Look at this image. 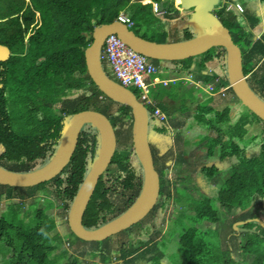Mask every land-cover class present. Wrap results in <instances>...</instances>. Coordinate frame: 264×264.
Listing matches in <instances>:
<instances>
[{
  "label": "trees",
  "instance_id": "1",
  "mask_svg": "<svg viewBox=\"0 0 264 264\" xmlns=\"http://www.w3.org/2000/svg\"><path fill=\"white\" fill-rule=\"evenodd\" d=\"M145 1L146 4L143 0H0V44L11 49V57L0 61V164L26 172L47 163L61 142L67 118L79 111L102 112L115 129L116 152L84 215L83 222L88 228L114 219L133 204L143 186V172L134 148L132 108L110 98L95 83L88 71L86 49L94 40L96 27L117 20L126 7L135 22L132 28L138 34L155 41H168L170 33L161 31L170 22H164L154 13L153 2H164ZM240 2L244 4L248 0ZM177 4L181 10H187L181 0ZM221 5L215 12L242 48L245 74L264 99V29L257 39L252 38V30L259 28L264 17L251 8L241 13L228 8L229 4ZM144 24L150 31L158 27V36L152 38L143 32ZM182 25V39L193 37L184 20ZM151 61L160 65L159 59ZM173 62L180 71L187 69L198 79H217L214 92L227 87V93L235 95L224 47L214 46L202 54ZM105 69L112 77L113 69ZM209 72L213 78L207 75ZM11 80L14 86L9 85ZM133 91L139 94L138 89ZM192 97L191 102L184 99L179 117L155 123L154 130L164 134L170 127H182L189 117H194L214 132V136L204 135L208 140L203 147L208 158L218 160L206 161L200 174L217 185L215 196L197 199L187 189L176 187V200L187 209L179 211L175 219L182 228L170 232L178 245L174 250L168 252L165 241L144 249L149 241L143 238L131 240L127 245L124 238L128 230L102 241L84 240L71 230L67 234L70 244H79L75 250L82 257L98 256L99 262L94 264L113 262L115 252L127 264H138L139 260L165 264L162 258L166 255V264H264V119L248 110L229 125L231 103L218 109L210 105L213 97L202 101ZM156 106L168 111L164 102L150 104L151 120L155 118ZM209 112L215 115L208 117ZM176 134L179 155L174 147L170 148V154L176 156L172 165L167 164L166 153L160 155L152 146L161 180L160 197L153 210L129 229L155 222L173 196L167 169L181 171L180 165L187 161L189 150L183 147L186 140L179 132ZM120 143L126 147L118 149ZM99 148V131L87 124L70 163L61 174L30 187L0 183V204L8 201L7 209L0 214V264H58L57 257L66 256L65 235L58 229L56 215L48 209L63 207L62 216L68 221L71 204ZM224 170L231 174L219 187L217 182ZM47 198L51 200L49 203ZM237 209L241 213L235 220H242L239 227L245 230H237L234 220L228 224L229 216ZM114 240L121 245L114 247ZM72 256V264L81 263L80 256Z\"/></svg>",
  "mask_w": 264,
  "mask_h": 264
},
{
  "label": "water",
  "instance_id": "2",
  "mask_svg": "<svg viewBox=\"0 0 264 264\" xmlns=\"http://www.w3.org/2000/svg\"><path fill=\"white\" fill-rule=\"evenodd\" d=\"M181 1L184 7L193 10L186 20L187 25L195 32L192 38L175 42H159L145 38L128 24L115 20L96 27L93 33L94 40L85 53L89 74L100 89L115 101L132 108L134 148L143 172V186L132 205L119 216L96 228H88L83 222L99 180L110 165L117 148V135L111 120L97 110L79 111L67 118L61 142L54 156L44 165L24 172L11 170L0 164V183L2 184L30 187L49 181L58 176L70 163L83 128L87 124L94 125L99 131L100 148L68 214L71 230L84 240L102 241L135 225L153 210L161 192L160 175L155 167L150 140V111L133 90L108 75L102 60L108 35L116 33L136 51L151 59L162 61L189 58L202 54L214 46L224 47L227 73L235 95L249 110L264 119V99L253 89L248 80L249 76L245 74L243 50L235 42L230 29L215 13L221 0ZM10 57L11 49L7 45L0 44V61H6ZM237 229L245 230L240 227Z\"/></svg>",
  "mask_w": 264,
  "mask_h": 264
},
{
  "label": "rangeland",
  "instance_id": "3",
  "mask_svg": "<svg viewBox=\"0 0 264 264\" xmlns=\"http://www.w3.org/2000/svg\"><path fill=\"white\" fill-rule=\"evenodd\" d=\"M132 1H137V0H132ZM143 1H145V0H143ZM162 1H167V2H164V4H163L164 7H166L167 4H170L169 7H171V8L168 12L165 11V13H167L165 17H164V13H162V12L157 13L156 15L165 21L171 20V24H172L173 29H175V30L181 29L182 30V28L179 26L180 22H182L183 20L186 21L189 18V16L191 15L193 10L189 9V8H187V10H181V7L179 6V4H177V0H162ZM240 1L245 2L247 0H240ZM143 3L146 4L147 2L145 1ZM148 3H150V2H148ZM223 3H224V0H221L220 3L217 5V9ZM248 6H252L255 9H257L259 11V13L264 17V3L262 1H260V0L249 1ZM176 9H178L179 12H177ZM129 12H130V9L129 8L127 9V7H126V8L121 10L120 14L126 13V15L129 16ZM154 13H156L155 8H154ZM179 19H181V20L179 21ZM132 29L135 30V28H132ZM137 29H139V27H137ZM262 29H264V20L261 23V25L259 26V28L252 30V33H253L252 38L257 39L260 36V30H262ZM159 30L160 29L158 27H156V28L151 29V31H150L147 24H144V27L142 28V31L147 32L148 33L147 35L149 37H152V36L157 37L159 34L157 32ZM152 31H153V33H151ZM111 74H112L113 78H115L116 80L119 81L118 77L113 72ZM211 80L206 85V88H205V89H207L206 91H212L214 86H216V84L219 83V81L217 79H211ZM16 83H18V82H16ZM9 85L14 86V81L11 80ZM130 89L133 90L134 87H130ZM162 92L167 93L168 90L164 87H161L160 89H158L156 91H151V98H153L154 96L157 97L158 94H160ZM139 94H140V92H139ZM139 94L137 95L138 98H139ZM214 94L216 96V100H214L212 106L216 107L221 103H225L224 101H226V102L230 101V103L232 105V109L230 111L231 121L228 123L229 125H231V122L239 119L242 116V113L248 111V107L245 104H243V102L240 99H238V97L236 95L230 96V99L227 100V98L225 97V88L218 90ZM180 95L183 99L188 97L187 91L181 90ZM218 96H220V97H218ZM174 97L177 98L174 94H172V97H170V98L175 99ZM197 99L202 100L203 99V93H202V97H201V93H199ZM180 105H181V102L177 103L176 105L171 106L170 111L165 113V114L166 115L169 114L171 118L176 117V115L180 114V111H179ZM218 109H220V108H218ZM212 115L214 116L215 112H209L207 114L208 117H210ZM181 119H182V117H181ZM153 120L151 122V132H150V138H151L152 146H153V148H155V150L158 154L164 155L166 153L167 164L172 165L174 160L176 159V156L173 152H171V154H170V148L173 147V142H174L173 139H174V136L177 135L176 134L177 131L181 132L182 137L184 135L183 138L186 139V141H184V143H185L184 148L185 149L188 148L191 151H189V153H188L187 161L180 165L181 171L176 172L175 169H173V167L167 169V177L172 182V195L173 196L170 199L168 205L165 207L164 211L157 215L155 222H151V224L147 225L150 228H147V226L145 225L146 227L144 226L143 228L142 227H132L131 229H129V228L126 229L130 232H127L128 236L124 238V242L127 245H129L131 240L136 241L139 238H143V239L149 241L146 244V246H144L145 247L144 249H146L149 246H151L153 243H156L159 241H162V242L165 241L167 251L169 252L171 250L176 249V247L178 246L177 243L175 242V240H173V238L171 237L170 232H173L175 229L182 228L181 226L179 227L178 225H176L175 219H176L179 211H182V210L184 211V209L186 208V205L183 204L184 205L183 206V205H181L182 203H180L176 200V194H177L176 187L187 189V191L191 192L192 195L194 196V198H197V199L202 198V197L207 196V195L215 196L217 185L214 184L213 182H209L206 179H203V177L200 174V171H201L202 166L205 163H207V162L211 163V162H214L218 159L215 160V159L208 158L207 153L205 152V148L203 147V145L207 142V140H206V137L204 136V134H202V133L205 132V133H208L210 136H214V132H211L209 129H207L204 126H199L200 124L196 121L195 118H191V122L194 121L196 124L194 125L193 128L185 129L187 132H184V129H179V130L177 129L175 131L172 127V128H170L169 131H167L164 134L158 133L156 130H154L156 126H155ZM187 124H188V121H187ZM200 127H204V129L202 130ZM195 134H197V136ZM124 147H126L124 144L120 143L118 145V149H123ZM178 155L179 154H177V156ZM226 166H227V164H226ZM230 174L231 173L229 172V170L223 171L222 176L218 180L219 181L218 182L219 187L222 185V183L226 180V178ZM180 197H182V195H180ZM46 201L49 203L51 200L47 198ZM29 202H31V201H29ZM182 202L184 203L183 199H182ZM215 202H216V199H215ZM28 203H26L24 205L26 209L28 208V205H29ZM217 203H219V202H217ZM7 204H8V201H6V200L1 202L0 214L3 213V211L7 209ZM63 211H64V208L63 207L60 208L59 206H56L53 208L51 207L50 209H48L49 213L56 215V219L58 221V227H59L58 229L62 233H64V235H65L64 246L66 247V249H68V253L66 254V256H62L61 258L57 257L59 260L58 262L63 263V264H72V257H73L72 255L80 256V258H79L81 260L80 264H92V263L94 264L95 261L99 262L100 258L98 256L95 258H92V257H90V255L86 254L85 256L82 257V255L75 250L76 248L79 247L78 243L74 244L72 242L71 244H69V242L71 240H70L69 236H67V234H68V232L71 231V227H70V224L68 223L69 221H67L62 216ZM240 213H241L240 210H238V211L234 212V214L229 216L228 224H229V222L234 220L233 226L235 228L239 227L243 221L242 220L236 221L235 219L237 218V216L240 215ZM260 222H262V221L260 220ZM263 226H264V224H263ZM223 227H225V224L223 225ZM237 230H239V229H237ZM259 232H262V231L259 230ZM113 244H115L114 247H117V246L119 247L121 245V243L117 242L116 240L113 241ZM118 255H119L118 252L113 253V262H109V264H127L124 260L119 259ZM167 261H168V257L166 255V257L162 258V262L166 264ZM138 262H139L138 264H149L146 261H145L146 263L143 262V260L142 261L139 260ZM60 263H58V264H60Z\"/></svg>",
  "mask_w": 264,
  "mask_h": 264
},
{
  "label": "crops",
  "instance_id": "4",
  "mask_svg": "<svg viewBox=\"0 0 264 264\" xmlns=\"http://www.w3.org/2000/svg\"><path fill=\"white\" fill-rule=\"evenodd\" d=\"M236 1V2H235ZM235 1H231V0H224V3L221 5V7L222 6H225L226 4H229V7L228 8H235L237 11H239L237 8H236V6H235V4H237V3H240L241 5H243V7H244V11L243 12H241V11H239V12H241V13H244L248 8L250 9H254L258 14H260L259 13V11L257 10V9H255L254 7H252V6H248V4H249V1H254V0H248V3H245V4H243V3H241L239 0H235ZM239 1V2H238ZM260 1H262L263 3H264V1L263 0H260ZM144 2V1H143ZM151 2H153V0L151 1ZM163 2H167V1H163ZM154 3V8H155V11H156V7L158 8V11H156V13L155 14H157V13H160V12H162V13H164V17L166 16V14L167 13H165V11L166 12H168L169 10H170V8L171 7H169V5L170 4H167V6L166 7H163V4L164 3H158V2H153ZM156 3H158V5H155ZM163 8H162V7ZM176 11L177 12H179V10L178 9H176ZM162 19V18H161ZM172 19V18H171ZM163 20V19H162ZM181 19H179V21H180ZM164 22H170V26H169V28H168V26L166 27L167 29H162V31L161 32H169L170 33V35H169V40L168 41H165V42H175V41H182V40H187V39H182V37H183V34H184V29H183V25H182V22H180V24H179V26L182 28V30L181 29H177V30H175V29H173L172 28V24H171V20H169V21H165V20H163ZM185 24L187 25V22L185 21ZM188 26V25H187ZM190 27V26H189ZM132 28V27H131ZM190 29H191V31L193 32V34L195 35V32L193 31V29L190 27ZM192 38V37H191ZM188 39H190V38H188ZM160 42V41H159ZM103 60V63H104V65H105V68L107 67V68H109V69H111L112 70V67H111V64L109 63V61H107V59H102ZM107 63V64H106ZM158 66H160L161 67V72L158 74V79H159V83L155 86V87H152V89H151V91H156V90H158V89H160L161 87H164V88H166L167 90H168V92L167 93H160V94H158V96L157 97H153L152 98V102L150 103V104H155V105H157L158 103H160V102H164V104L166 105V107H167V109H168V111H164L160 106H156V108H160L164 113H167V112H169L170 111V107L171 106H173V105H176L177 103H179V102H181V105L183 104V101H184V99L181 97V95H180V91L182 90V91H187V93H188V97L187 98H185L186 100V102H191L192 101V99L191 98H193L192 96H195V98L197 99L198 98V94L199 93H201V97H202V93H203V99L202 100H206V98H208L209 96L210 97H213V99L211 100V102H210V105H212L213 104V102H214V100H216V96H215V92H214V88L212 89V91H206L207 89H205L206 88V85H207V83L211 80H202V79H198V77H197V75L195 74V73H193V72H190L189 70H187V69H183V70H179L178 69V66L173 62V61H162V60H160V65L158 64ZM210 68L212 69V66L210 65ZM112 72H113V70H112ZM114 73V72H113ZM115 74V73H114ZM208 76H212L211 75V72H209L208 74H207ZM160 80H163V81H166L167 83L166 84H164V83H162V82H160ZM118 81V80H117ZM212 81V80H211ZM223 88H225V97L227 98V100H229L230 99V96H232V95H234V94H232V93H227V87H223ZM223 88H221V89H223ZM193 89V90H192ZM220 90V89H219ZM217 92V91H216ZM172 94H174L177 98H175V99H172V98H170V97H172ZM224 96V95H223ZM235 96V95H234ZM218 97H220V96H218ZM239 99V98H238ZM198 100V99H197ZM201 100V101H202ZM225 103H221V104H219L218 106H216V108H220V109H223L224 108V106H226V104L227 103H230V101H228V102H226V101H224ZM150 104H148L147 105V107L150 105ZM181 105L179 106V111H180V113L182 112V110H181ZM155 108V109H156ZM249 110V109H248ZM178 113V112H177ZM245 113V112H244ZM242 115H243V113H242ZM180 116V114L179 115H176V117H179ZM175 117V118H176ZM172 118H174V117H172ZM191 118H194V117H189L188 119H187V121H188V124H187V121H186V123H185V125H183L182 127H178V128H173L175 131L178 129H184V132H187L185 129H188V128H193L194 127V125L196 124L194 121H192L191 122ZM151 119H152V117H151ZM169 119H170V115L169 114H167V120L166 121H169ZM152 121V120H151ZM151 121H150V124H151ZM153 122H154V124L155 123H162V122H160L158 119H156V118H154V120H153ZM165 122V121H164ZM200 124V123H199ZM199 126H203L202 124H200ZM204 127H206V126H204ZM204 127H200L202 130L204 129ZM170 128H172V127H170ZM200 130V129H199ZM179 131H177V133H178ZM196 132V131H195ZM212 132V131H211ZM180 134H181V138L182 139H185V138H183L184 137V135H183V137H182V133L181 132H179ZM184 134V133H183ZM202 134H204V135H206L207 133H202ZM196 136H197V134H195ZM174 142H173V147L175 148V150H176V147L178 148V140L176 139V135L174 136ZM186 140V139H185ZM208 140V139H207ZM205 145V144H204ZM203 145V146H204ZM183 146V145H182ZM184 147V146H183ZM189 151H191V150H188V153H189ZM176 155L177 154H179V152H178V149L176 150Z\"/></svg>",
  "mask_w": 264,
  "mask_h": 264
},
{
  "label": "built area",
  "instance_id": "5",
  "mask_svg": "<svg viewBox=\"0 0 264 264\" xmlns=\"http://www.w3.org/2000/svg\"><path fill=\"white\" fill-rule=\"evenodd\" d=\"M235 6L241 12L245 10L240 3L235 4ZM156 11H158L157 7ZM117 20L128 24L130 27L135 25V22L126 13L119 14ZM104 58L111 64L119 82L128 88L138 89L140 92L139 99L146 105L152 102L151 89L159 83L157 77L161 72L160 66L153 63L148 56L136 51L116 33H111L105 40L102 52V59ZM160 82L167 83L163 80ZM154 117L160 122L167 120V115L160 108L154 110Z\"/></svg>",
  "mask_w": 264,
  "mask_h": 264
},
{
  "label": "flooded vegetation",
  "instance_id": "6",
  "mask_svg": "<svg viewBox=\"0 0 264 264\" xmlns=\"http://www.w3.org/2000/svg\"><path fill=\"white\" fill-rule=\"evenodd\" d=\"M7 61V60H6ZM1 86H2V84H1ZM60 113H61V111H59ZM112 123V122H111ZM206 152V151H205ZM217 159V158H216ZM215 159V160H216ZM61 174V173H60ZM208 181V180H207ZM210 182V181H209ZM219 182V181H218ZM218 182H217V184H218ZM224 183V182H223ZM223 183H222V185H223ZM208 196H211V195H208ZM5 201V200H4ZM7 201V200H6ZM237 211H238V209H237ZM234 212H236V211H233V214H234Z\"/></svg>",
  "mask_w": 264,
  "mask_h": 264
}]
</instances>
